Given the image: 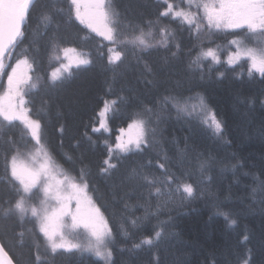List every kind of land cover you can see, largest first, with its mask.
Instances as JSON below:
<instances>
[{"label":"trees","instance_id":"obj_1","mask_svg":"<svg viewBox=\"0 0 264 264\" xmlns=\"http://www.w3.org/2000/svg\"><path fill=\"white\" fill-rule=\"evenodd\" d=\"M106 3L116 13L119 32L151 30L155 41L160 39L159 29L166 27L173 33L168 47L123 46L122 61L109 63L108 49L114 45L76 19L70 0H36L9 60L26 56L32 63L36 88L28 89L25 97L30 115L41 121V140L57 173L79 183L83 170L87 192L111 229V260L79 248L52 252L30 216L5 217L15 192L6 182L4 155L13 147L28 153L35 142L22 124L9 126L2 118L0 243L15 264H243L249 250L251 264H264V202L259 194L252 195L264 180V77L248 75L247 58L226 62L236 50L230 45L233 39L257 48L264 37L244 29L209 28L204 21L199 32H189L178 22L158 17L161 0ZM209 47L217 50L221 63L207 59L200 67L193 64L199 51ZM57 48H75L91 63L73 68L70 76L52 84L49 74ZM8 65L9 61L5 73ZM5 86V75H0V94ZM169 96L203 97L222 122L223 133L215 134L202 123L203 117L178 114L164 102ZM111 100L118 102L107 117L111 132H94L104 102ZM145 108L152 109L145 118L155 129L150 145L142 152H113L111 163L116 167L102 172L118 129L126 128L130 117ZM200 161L209 162L207 172L201 171ZM165 170L191 183L194 196L186 197L172 185L171 197H156L143 177L163 179ZM224 214L236 223L230 224ZM156 231L161 232L159 240L141 244Z\"/></svg>","mask_w":264,"mask_h":264},{"label":"snow or ice","instance_id":"obj_2","mask_svg":"<svg viewBox=\"0 0 264 264\" xmlns=\"http://www.w3.org/2000/svg\"><path fill=\"white\" fill-rule=\"evenodd\" d=\"M35 3L36 0H0V75H6V88L3 94H0V118L9 126H13L14 122L22 124L29 137L35 142L32 152L21 153L19 149L13 147L4 155L6 182L13 186L15 192V199L9 202L8 208L4 209V215L7 217L10 214H16L22 219L30 216L48 241L52 252L80 248L78 244H69L65 241L66 218L70 220L72 228L83 224L85 228L90 229L93 240L89 245V250L106 261H110L112 252L108 248V242L111 238V229L107 227V222L103 219L99 208L95 207L91 199L87 197L88 184L83 170L78 176L79 183L64 173L57 174L56 166L41 140V121L33 119L30 115L31 108L27 106L25 89L36 88V84L31 83L32 76L29 75L32 71V63L25 56L23 59L17 60L10 72H4L6 67L4 61L10 57L17 47L18 41L23 38V29ZM161 4L162 8L158 17L178 22L186 26L189 32H199L200 22L204 21L209 28L244 29L264 37V0H161ZM70 6L80 23L85 24L93 32L114 45L108 49L110 53L108 60L112 64L122 61L124 52L121 48L123 46H132L141 50L156 46L167 48L169 37L173 36V33L166 27L159 29L160 39L155 41L151 30L145 32L143 29H139L138 34L137 30H133L129 34L119 32L115 26L117 21L113 18L116 13L110 10L106 0H70ZM44 19L47 20L48 17H44ZM149 23L151 25V22ZM230 45L235 46L236 50L229 53L227 57L226 62L229 65L237 64L241 59L247 58L250 61L248 75L258 73L264 77V43H261L257 48H248L242 46L240 40L233 39L230 41ZM60 51L62 56H54L59 64L49 74L52 84L70 76L73 68L91 63L84 54L78 53L75 48H63ZM6 54L9 56L6 57ZM207 59H211L216 64L221 63L217 50L211 47L202 48L192 63L200 67L201 61ZM193 99L196 103H192ZM164 102L171 104L178 114L203 117L202 123L211 128L215 134L223 133L222 122L214 111L207 108L203 97L169 96L165 98ZM117 103V100L104 102L103 109L99 113V127L94 128V132L102 130L111 132L107 124V117L110 112L115 110ZM151 112L152 109L145 108L142 113H136L130 117L126 128L118 129L119 134L115 137L114 143L108 146L109 156L104 160L105 166L101 169L102 172L107 173L109 169L116 167L111 163L113 152L118 151L121 154L142 152L150 145L149 136L150 133L155 132V129L151 128V120L146 119L145 114ZM8 143L15 144L11 138ZM105 143L107 144V141ZM159 167L165 169L164 164H160ZM199 167L202 172H207L210 164L208 161H200ZM143 178L147 185L154 189L153 194L156 197L165 193L171 197L172 185H175L176 192L186 197H193L196 192L191 183L180 182L175 174L169 173L167 170L164 172L163 179L148 175ZM257 194L264 202V180L259 182V188L252 190L253 197ZM73 201H75V213L72 211ZM224 215L230 224L236 223L227 214ZM131 223L135 225L136 221L133 220ZM100 224L103 225V228L99 226ZM160 237L161 232L156 231L154 237L145 238L141 244L152 245L154 240H159ZM247 239L248 237L245 236L244 240ZM140 246L136 245V247ZM36 259L38 261L40 259L38 254ZM251 260V250H249L243 264H251ZM0 264H15L2 243H0Z\"/></svg>","mask_w":264,"mask_h":264},{"label":"rangeland","instance_id":"obj_3","mask_svg":"<svg viewBox=\"0 0 264 264\" xmlns=\"http://www.w3.org/2000/svg\"><path fill=\"white\" fill-rule=\"evenodd\" d=\"M106 2H107V0H106ZM85 25V24H84ZM213 29H215V28H213ZM224 29H227V28H220L219 30H224ZM229 30H233V29H229ZM242 46H245V45H242ZM245 47H247V46H245ZM61 49H63V48H57V49H55L54 50V52H53V56H52V59H53V62L56 64V65H54L52 68H51V70H50V72L52 71V69L54 68V67H56V66H58V64H59V62L58 61H56L55 59H54V56H56V55H63L62 54V52L60 51ZM78 53H80L79 51H77ZM234 52V51H233ZM71 55V54H70ZM6 57H8L7 55H6ZM10 58V57H9ZM9 58H6L5 59V65L7 66V64H8V61H9V65H8V70H7V72L6 73H8V72H10L11 71V67H14L15 66V64H16V62H17V60H19V59H12V60H9ZM88 58V57H87ZM20 59H23V58H20ZM250 62V61H249ZM6 68V67H5ZM29 75H31V72L29 73ZM5 82H6V75H5ZM31 83H34L33 81H31ZM35 84V83H34ZM5 88H6V86H5ZM27 90H28V88H26L25 89V92H27ZM32 151H34V148H33V150H31L30 152H32ZM57 172V171H56ZM58 174V173H57ZM59 175V174H58ZM87 197L89 198V199H91V201L93 202V199L91 198V196L88 194V192H87ZM94 203V202H93ZM95 205V204H94ZM96 207V206H95ZM72 211H73V213H75V211H76V208H75V201H73V203H72ZM102 217H103V215H102ZM103 219H104V217H103ZM105 220V219H104ZM71 222H70V220H68L67 218H66V226H65V229H64V235H65V241L67 242V243H69V244H78V245H80V248L79 249H81L82 251H85V252H88V251H90L89 250V245H90V243H92L93 242V240H92V237H91V232H90V229L89 228H85L84 226H83V224H80L79 226H77L76 228H72L71 226ZM101 228H103V225L102 224H100L99 225ZM48 242V241H47ZM74 249V248H73ZM66 250H68V249H66ZM90 252H92L93 254H95L93 251H90ZM96 255V254H95ZM97 256V255H96Z\"/></svg>","mask_w":264,"mask_h":264},{"label":"water","instance_id":"obj_4","mask_svg":"<svg viewBox=\"0 0 264 264\" xmlns=\"http://www.w3.org/2000/svg\"><path fill=\"white\" fill-rule=\"evenodd\" d=\"M7 55V54H6Z\"/></svg>","mask_w":264,"mask_h":264}]
</instances>
